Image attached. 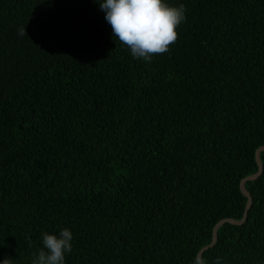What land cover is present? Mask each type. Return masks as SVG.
Here are the masks:
<instances>
[{
  "label": "trees",
  "instance_id": "16d2710c",
  "mask_svg": "<svg viewBox=\"0 0 264 264\" xmlns=\"http://www.w3.org/2000/svg\"><path fill=\"white\" fill-rule=\"evenodd\" d=\"M102 0H0V262L72 233L65 264H194L264 146V0L185 5L169 51L133 59ZM26 35L20 36L19 29ZM261 176L207 264H264Z\"/></svg>",
  "mask_w": 264,
  "mask_h": 264
},
{
  "label": "clouds",
  "instance_id": "9594fccd",
  "mask_svg": "<svg viewBox=\"0 0 264 264\" xmlns=\"http://www.w3.org/2000/svg\"><path fill=\"white\" fill-rule=\"evenodd\" d=\"M99 9L110 25L112 37L129 51L133 59L151 63L154 55L169 51V46L178 38L176 29L186 19L185 5L169 6L163 0H102ZM25 36V28L19 29ZM72 233L60 230L59 235L44 233L43 249L33 254L31 264H65V253L72 251ZM0 264H12V259L4 257ZM194 264H207L203 256L197 254ZM212 264H221L220 258Z\"/></svg>",
  "mask_w": 264,
  "mask_h": 264
},
{
  "label": "water",
  "instance_id": "95a60500",
  "mask_svg": "<svg viewBox=\"0 0 264 264\" xmlns=\"http://www.w3.org/2000/svg\"><path fill=\"white\" fill-rule=\"evenodd\" d=\"M264 152V146L262 147H259L256 151H255V161H256V164L258 166V169H257V172L250 175V176H247L245 178H243L241 181H240V191L241 193L247 198V202H246V206H245V211H244V214H243V217L242 219L240 220H235V219H231V218H228V219H222L220 221H218L213 229H212V239H211V242L210 244L204 246L202 249H200V251L198 252V254L202 255L204 252H206L207 250H209L210 248H212L216 241H217V232H218V229L228 223V224H231V225H242L245 221H246V218H247V212L248 210L250 209L251 205H252V200H251V197H250V194L248 193V191L246 190L245 188V184L247 182H251V181H255L257 180L261 174H262V171H263V165H262V162H261V159H260V153Z\"/></svg>",
  "mask_w": 264,
  "mask_h": 264
}]
</instances>
